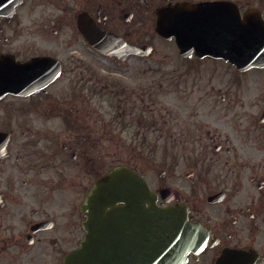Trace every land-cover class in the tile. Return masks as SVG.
Here are the masks:
<instances>
[{"label": "flooded vegetation", "instance_id": "af4514ba", "mask_svg": "<svg viewBox=\"0 0 264 264\" xmlns=\"http://www.w3.org/2000/svg\"><path fill=\"white\" fill-rule=\"evenodd\" d=\"M232 41L264 56V0H20L0 12V264H62L93 223L92 245L129 259L134 210L116 195L91 219L86 203L118 166L161 207L184 208L182 264H264V61L237 66Z\"/></svg>", "mask_w": 264, "mask_h": 264}, {"label": "water", "instance_id": "95a60500", "mask_svg": "<svg viewBox=\"0 0 264 264\" xmlns=\"http://www.w3.org/2000/svg\"><path fill=\"white\" fill-rule=\"evenodd\" d=\"M4 0H0V5ZM255 60V58H247V61ZM134 178V184L131 185L133 190L132 193L135 195L134 202H135V210H137L138 203H140L141 199L143 197L147 196V190L144 187V182L141 180L137 174L133 173L132 171L125 170L123 168H118L110 172L108 175L103 177L101 180H99L96 184V186L91 190L90 195L92 196V199L95 198L98 200L100 199L101 195H109V201H111V196L113 194H116L117 192L119 194L125 193L127 189V184L123 183L127 179L130 181ZM150 210L149 215H147V218L145 219L146 223H150V232H148L147 228V234L149 235L150 242H147V248L149 246L150 254H151V263L155 264L154 259L159 258L163 251H171L169 249V245H167L166 240L162 236L161 231H156V228H159V222L157 221L159 218V211L160 209L151 206L148 208ZM130 218H134L136 220L137 215L134 213V216L131 215ZM170 235V233H168ZM179 238L176 236V239ZM147 241V240H146ZM176 242V241H175ZM143 248V246H142ZM175 249V248H174ZM95 250L94 248H87L83 247L82 250H77L73 253V256L76 259V262L78 264H97V260L95 259ZM91 254V257L84 259L85 254ZM73 259V258H72ZM71 259V261H72ZM143 264H149V263H143Z\"/></svg>", "mask_w": 264, "mask_h": 264}]
</instances>
